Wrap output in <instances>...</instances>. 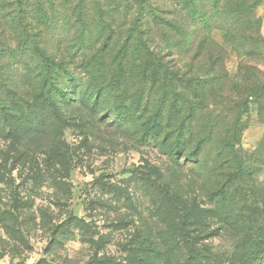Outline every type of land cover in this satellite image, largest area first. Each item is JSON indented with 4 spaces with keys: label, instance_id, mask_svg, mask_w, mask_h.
Masks as SVG:
<instances>
[{
    "label": "rangeland",
    "instance_id": "1",
    "mask_svg": "<svg viewBox=\"0 0 264 264\" xmlns=\"http://www.w3.org/2000/svg\"><path fill=\"white\" fill-rule=\"evenodd\" d=\"M160 4L170 11L175 0ZM254 14L261 20L258 27L214 12L208 26L197 29L198 40L205 39L200 55L193 48L185 60L198 75L216 77L205 108L192 122L196 137L206 141L199 163L168 161L156 146L141 142L136 126L110 122L109 104L98 111L79 102L63 105L70 121L63 132L35 131L14 121L8 133L0 116V264L90 259L141 264L138 260L150 258L152 251L161 254L156 264H185L190 253L185 246L163 256L151 188L133 173L149 166L163 172L188 206L214 210L188 222L200 249L194 264L244 259L251 241L264 239V2ZM72 21L49 23L46 30L35 26L31 33L50 54L94 52L98 36L86 34L80 41ZM2 25L10 30L0 19ZM11 33L0 34L1 106L10 104L6 89L30 100L37 90V80L29 74L24 78L22 70L23 64L30 67L31 56L9 46ZM236 118L239 136L229 151L227 134ZM147 247L151 250L145 252Z\"/></svg>",
    "mask_w": 264,
    "mask_h": 264
},
{
    "label": "trees",
    "instance_id": "2",
    "mask_svg": "<svg viewBox=\"0 0 264 264\" xmlns=\"http://www.w3.org/2000/svg\"><path fill=\"white\" fill-rule=\"evenodd\" d=\"M160 2L0 0V19L8 23L14 37L9 46L19 48V54H30V67L22 66L24 78L29 74L37 80L31 100L21 98L17 89H6L10 104L0 105V116L10 129L8 133L13 131L14 121L15 126L22 122L35 131L63 132L70 125L63 105L79 102L90 111H98L109 104V117L113 118L110 122L136 126L141 142L156 146L168 161L199 163L206 141L196 137L192 122L197 112L205 108L211 92L208 87L213 86L216 77L198 75L191 69L192 63L189 67L184 64L190 49L196 48L200 55L203 48L205 39L198 40L197 29H205L214 12L244 18L258 27L261 20L254 12L264 0H175L170 11ZM69 17L76 23L74 33L80 41L86 34L98 36L99 45L94 52L50 54L44 43L31 33L35 26L46 30L49 23H62ZM9 31L0 26V34ZM120 32L123 39L113 49ZM170 57L178 63H172ZM237 120L227 134L229 151L236 148L240 131ZM133 173L151 188V204L162 225L158 237L165 246L163 256L167 254L168 258L185 246L190 252L185 264L198 262L200 249L191 239L188 222L208 210L188 206L164 180L163 172L154 166ZM72 220L81 222L75 216ZM251 242L250 253L237 260V264H264V239ZM150 250L144 248L145 252ZM154 252L138 263L156 264L162 260L161 254L156 256ZM103 263L90 259L84 264Z\"/></svg>",
    "mask_w": 264,
    "mask_h": 264
},
{
    "label": "crops",
    "instance_id": "3",
    "mask_svg": "<svg viewBox=\"0 0 264 264\" xmlns=\"http://www.w3.org/2000/svg\"><path fill=\"white\" fill-rule=\"evenodd\" d=\"M264 27V26H263Z\"/></svg>",
    "mask_w": 264,
    "mask_h": 264
}]
</instances>
